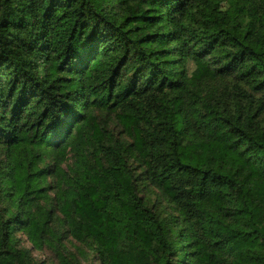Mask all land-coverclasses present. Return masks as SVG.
Returning <instances> with one entry per match:
<instances>
[{
  "label": "trees",
  "instance_id": "trees-1",
  "mask_svg": "<svg viewBox=\"0 0 264 264\" xmlns=\"http://www.w3.org/2000/svg\"><path fill=\"white\" fill-rule=\"evenodd\" d=\"M43 251L264 264V0H0V264Z\"/></svg>",
  "mask_w": 264,
  "mask_h": 264
},
{
  "label": "rangeland",
  "instance_id": "rangeland-1",
  "mask_svg": "<svg viewBox=\"0 0 264 264\" xmlns=\"http://www.w3.org/2000/svg\"><path fill=\"white\" fill-rule=\"evenodd\" d=\"M66 245L70 251L71 250L74 251L75 249H78V252L84 253L83 251L80 250L79 244L71 241V239L66 240ZM27 246L30 247L29 244ZM34 255L37 260L46 262L45 264H58V261L55 259V257L53 256L54 254L52 252L49 251L34 252ZM89 255H90V261H93L92 259L93 253H90Z\"/></svg>",
  "mask_w": 264,
  "mask_h": 264
}]
</instances>
